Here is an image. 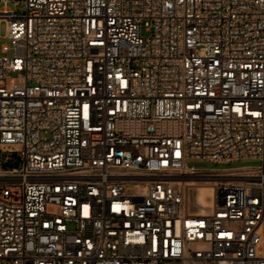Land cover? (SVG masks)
Segmentation results:
<instances>
[{
    "label": "built area",
    "instance_id": "built-area-1",
    "mask_svg": "<svg viewBox=\"0 0 264 264\" xmlns=\"http://www.w3.org/2000/svg\"><path fill=\"white\" fill-rule=\"evenodd\" d=\"M1 1L0 264H264V0Z\"/></svg>",
    "mask_w": 264,
    "mask_h": 264
},
{
    "label": "rangeland",
    "instance_id": "rangeland-1",
    "mask_svg": "<svg viewBox=\"0 0 264 264\" xmlns=\"http://www.w3.org/2000/svg\"><path fill=\"white\" fill-rule=\"evenodd\" d=\"M16 0H9L7 5L14 9V10H19L22 11L24 9L23 3L20 5L16 6L14 4ZM3 1L0 0V8L3 6ZM6 33V26L5 23L1 24V35H5ZM261 163L260 159H243V160H238L235 162H230V163H213V162H207L199 159H190L188 160L187 164L189 166H194L196 168H230V167H238V166H245V165H259Z\"/></svg>",
    "mask_w": 264,
    "mask_h": 264
},
{
    "label": "bare ground",
    "instance_id": "bare-ground-1",
    "mask_svg": "<svg viewBox=\"0 0 264 264\" xmlns=\"http://www.w3.org/2000/svg\"><path fill=\"white\" fill-rule=\"evenodd\" d=\"M196 189L198 190L197 192V199L199 202L198 210L204 211V207L210 204L208 199H206V195L210 194V187L199 186Z\"/></svg>",
    "mask_w": 264,
    "mask_h": 264
}]
</instances>
